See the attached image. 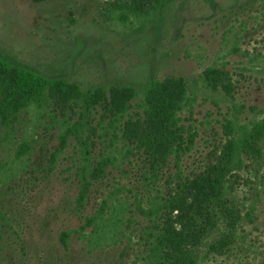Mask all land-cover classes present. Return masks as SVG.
<instances>
[{
    "label": "rangeland",
    "instance_id": "1",
    "mask_svg": "<svg viewBox=\"0 0 264 264\" xmlns=\"http://www.w3.org/2000/svg\"><path fill=\"white\" fill-rule=\"evenodd\" d=\"M108 1L0 0V51L83 88L138 82L144 73L185 80L181 150L152 179L149 150L134 148L135 135L149 126L137 103L112 123L108 101H101L82 135L90 168L100 154L113 160L99 178L87 173L79 204L80 147L72 136L60 147L64 121H77V108L53 100L22 111L10 128L0 125V264H158L142 232L151 204L216 163L230 137L226 122L264 114V0H175L152 31L138 28L146 20L111 17ZM206 67L222 69L228 87H205L199 76ZM22 141L30 150L15 159ZM243 159L244 168L230 177L227 217L204 216L196 228L199 264H264V138L258 163ZM101 207L104 224L118 220L96 239L99 219L85 222ZM178 214H169L172 221Z\"/></svg>",
    "mask_w": 264,
    "mask_h": 264
},
{
    "label": "trees",
    "instance_id": "2",
    "mask_svg": "<svg viewBox=\"0 0 264 264\" xmlns=\"http://www.w3.org/2000/svg\"><path fill=\"white\" fill-rule=\"evenodd\" d=\"M174 1L111 0L107 2V8L111 17L120 23L125 24L131 18L142 19L148 22L140 24L138 28L152 31L163 20L160 13L168 10ZM199 78L205 87L212 90H216L217 84L222 88L228 87L226 74L217 67H206ZM188 91L185 80L171 77L158 79L146 73L138 82H114L107 87L83 88L75 81L61 75L44 74L0 51V125L5 129L10 128V123L22 111L31 107L45 108L53 100L63 101L77 108V121L72 124L64 121L65 132L60 136V147L65 146L66 139L70 136L80 147L84 171L79 178V204L83 202L89 189L87 173L92 179H97L113 160L110 156L100 154L95 165L89 167L88 141L83 138L82 131L87 129L89 115L96 105L107 100L106 111L112 118V123H119L128 114V103H137V109L149 126L146 132L135 135L134 148L143 146L149 150L150 174L155 179L167 156L181 150L179 142L182 129L179 114L189 105ZM226 128L230 137L216 163L201 175L180 181L174 194L161 195L159 201L151 204L149 224L142 232L152 241L148 243L149 256L152 255L154 259L161 258L158 264L200 263L203 257L201 258L196 243L201 238L202 230L197 231L196 228L205 224L204 216L213 217L221 212L227 217V195L231 193L230 177L244 168L243 156L249 157L253 163H258L261 158L264 114L261 118L245 124L226 122ZM29 150L30 144L26 141L18 143L14 149V158L24 156ZM186 195H190V200H186ZM173 211L179 212L174 221L169 215ZM102 214L101 207L95 216L87 218L85 222V225H89L97 223L99 219L96 239L110 224L115 226L118 220H108V224H104ZM249 214L246 213V216ZM67 237L68 233L65 232L59 236L63 245L66 244Z\"/></svg>",
    "mask_w": 264,
    "mask_h": 264
}]
</instances>
